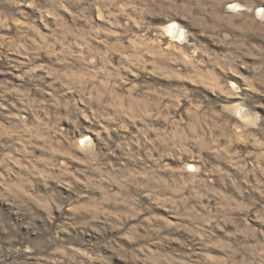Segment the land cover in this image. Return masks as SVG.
Instances as JSON below:
<instances>
[{"label":"rangeland","instance_id":"rangeland-1","mask_svg":"<svg viewBox=\"0 0 264 264\" xmlns=\"http://www.w3.org/2000/svg\"><path fill=\"white\" fill-rule=\"evenodd\" d=\"M0 264H264V0H0Z\"/></svg>","mask_w":264,"mask_h":264},{"label":"bare ground","instance_id":"bare-ground-1","mask_svg":"<svg viewBox=\"0 0 264 264\" xmlns=\"http://www.w3.org/2000/svg\"><path fill=\"white\" fill-rule=\"evenodd\" d=\"M236 7H238L239 5H235ZM176 25V24H173ZM181 30V29H180ZM166 32H171L173 33L172 35L176 36L178 31L173 27V26H167L166 27ZM177 37V36H176ZM174 38V37H173ZM176 39V38H175Z\"/></svg>","mask_w":264,"mask_h":264}]
</instances>
